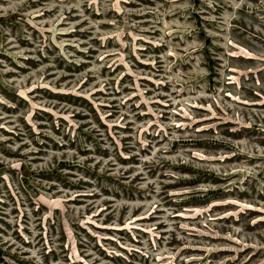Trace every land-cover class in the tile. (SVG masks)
I'll return each mask as SVG.
<instances>
[{
  "label": "rangeland",
  "instance_id": "rangeland-1",
  "mask_svg": "<svg viewBox=\"0 0 264 264\" xmlns=\"http://www.w3.org/2000/svg\"><path fill=\"white\" fill-rule=\"evenodd\" d=\"M0 264H264V0H0Z\"/></svg>",
  "mask_w": 264,
  "mask_h": 264
}]
</instances>
